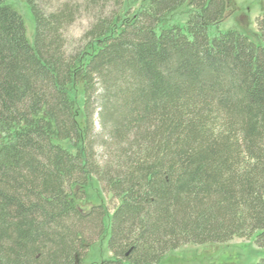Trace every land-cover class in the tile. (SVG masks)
Here are the masks:
<instances>
[{
	"label": "trees",
	"instance_id": "obj_1",
	"mask_svg": "<svg viewBox=\"0 0 264 264\" xmlns=\"http://www.w3.org/2000/svg\"><path fill=\"white\" fill-rule=\"evenodd\" d=\"M26 2L33 42L0 0V264H84L109 217L78 205L95 180L119 200L112 257L95 264H161L236 237L264 250V13L256 42L210 35L226 0H82L98 13L68 52L75 7Z\"/></svg>",
	"mask_w": 264,
	"mask_h": 264
},
{
	"label": "rangeland",
	"instance_id": "obj_2",
	"mask_svg": "<svg viewBox=\"0 0 264 264\" xmlns=\"http://www.w3.org/2000/svg\"><path fill=\"white\" fill-rule=\"evenodd\" d=\"M44 13H48L60 9L67 4L75 7V20L63 29V38L65 49L69 52L78 49L84 44L83 36L93 23L94 16L98 11L88 9L86 6H80L82 0H34ZM147 0H126L128 6L133 9L140 8ZM227 10L223 20L217 26L210 28V35L217 33V30L226 31L235 29L244 32L250 38L259 42L258 37V18L264 13V0H226ZM23 17L26 33L30 42L34 41L35 36V20L31 9L26 0H7ZM109 7V6H108ZM189 9L185 6L170 18L172 22H186ZM218 27V28H217ZM80 109L78 120L82 126L83 117ZM95 130L100 135V127L98 116L95 114ZM93 133V134H94ZM106 139V137H105ZM96 160L104 163L110 158L105 145L95 142ZM86 200L81 201L78 205L83 212L91 213L92 209L97 205H104L106 214L109 215L105 219L106 233L100 238L99 233L93 235L90 242L93 243L89 250L84 264L100 263L112 257V253L108 248L110 238V216L119 204V200L114 198L107 188L97 182H93L92 187L87 189ZM264 257V250L259 249L256 245L255 237L240 238L236 237L225 243H214L205 245H185L177 250L170 252L161 264H256L259 259Z\"/></svg>",
	"mask_w": 264,
	"mask_h": 264
}]
</instances>
